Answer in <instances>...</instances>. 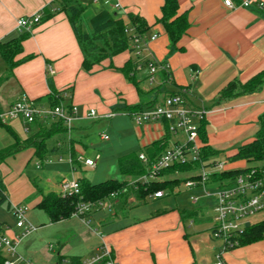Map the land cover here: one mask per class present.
Listing matches in <instances>:
<instances>
[{
	"label": "crops",
	"instance_id": "1",
	"mask_svg": "<svg viewBox=\"0 0 264 264\" xmlns=\"http://www.w3.org/2000/svg\"><path fill=\"white\" fill-rule=\"evenodd\" d=\"M164 1L99 0L94 3L82 0L86 5L84 21L102 10L118 13L126 20L129 13H134L141 15L150 26L145 37L157 35L155 40L147 42L141 57L166 62L169 68L160 69L153 84L148 80L146 68L138 70L137 80L147 92L141 95L122 71L127 62L136 59L133 52L124 51L106 58L91 70L83 68L82 50L58 0H0V43L25 33L17 26L19 18L42 13L41 23L28 32L22 51L15 57L16 66L9 69L0 51V107H9L22 95L50 105L48 96L56 91L61 104L77 105L82 115L66 133L53 136L49 139L52 143L47 141L50 151L44 159L46 163L52 162L51 154L64 149L70 151L72 162V155L77 157L76 143L85 136L88 123L105 119L111 122L118 116L132 118L128 114L130 109L143 107L148 101L161 102L166 95L176 93H183L191 106L211 111L205 133L208 145L219 151L220 156L228 159L241 145L255 139L260 116L264 113V85L231 100H221L219 95L230 81L246 82L264 70V6L258 5L264 0H249L248 7L234 9L227 8L223 0H178L179 14H187L190 26L172 52L167 32L158 21ZM242 1L235 0L237 4ZM116 3L120 8H115ZM49 66L54 69L53 74L49 73ZM91 109L100 116L117 114L111 118L90 119L86 115ZM54 121L57 120L40 121V124L50 126ZM8 126L0 129V137L5 132L12 135L13 131L26 138L37 129L36 125L28 127L23 121H13ZM135 126L140 149L170 133L165 122ZM182 139L181 135L170 133L169 143ZM35 156V149L30 147L0 163L8 197L6 209L0 203V222L10 237L21 232L15 225L12 205L24 203L23 200L35 192V184L22 174ZM59 159L63 160L61 154ZM41 161L38 167L44 166ZM79 162L81 167L84 162ZM11 164L17 169L11 179L18 176L14 185L21 187L16 192L10 188L7 178ZM36 187L38 194L31 196V201L28 199L27 218L37 229L19 245V252L35 264H61L62 259L70 260V264H81L83 259L99 253L104 245L111 249L119 264H207L219 258L226 264H264V240L223 249V242L212 236L213 216L205 215L207 209H212L211 201L200 189V203H192L188 208H146L150 200L168 195L149 196L141 201L134 193L117 194L105 200L110 206L94 210L84 218L69 216L53 222L37 204L49 192L60 193L59 185L51 184L45 189ZM180 188L179 193L192 192L183 186ZM262 220L264 213L256 217L257 222ZM73 260L78 262L73 263Z\"/></svg>",
	"mask_w": 264,
	"mask_h": 264
},
{
	"label": "built area",
	"instance_id": "2",
	"mask_svg": "<svg viewBox=\"0 0 264 264\" xmlns=\"http://www.w3.org/2000/svg\"><path fill=\"white\" fill-rule=\"evenodd\" d=\"M97 3L99 0H84ZM227 8L234 9L238 6L248 7L249 0H244L237 4L235 0H223ZM260 7L264 3L258 4ZM116 3L115 8H120ZM42 21V13L24 16L17 20V26L24 32H30ZM132 34L131 47L138 61V70L146 68L148 70V80L151 84L155 81V75L160 70L169 68L166 62H157L153 59L142 58V52L149 40L157 38L154 34L149 39L144 35L135 33L134 28L128 30ZM145 61H147L145 65ZM49 73L53 74L54 69L49 66ZM211 111L207 108L191 106L183 93L166 95L161 102L153 106L145 107L140 111L128 113L138 125H144L154 122H165L168 131L175 135H181L182 140L170 143L166 150L155 160L149 163L145 152L140 153V159L146 165V173L134 180V185H145L153 181H162L164 177L161 172L176 165L189 164L200 161V150L202 147L200 140V127L204 120H207ZM117 113H109L104 116L98 115L95 109H91L86 115L90 119L111 118ZM77 105H46L29 98L27 95L20 96L13 104L0 112V129L4 125H9L13 121H23L28 127L35 121L62 120L66 126L71 128L73 123L80 119ZM28 127L25 131H28ZM102 139L107 140V134L101 135ZM82 160V158H80ZM80 160V161H81ZM100 155L94 159H84V164L90 168H95ZM229 160H210L206 161L197 171L187 172V176L179 177L182 179L178 186L171 191L163 189L154 192L153 197L161 198L171 193H179L180 186L186 189H200L202 195L211 201V207L214 212L212 236L223 242V249H231L237 246V237L242 234L246 226L258 223L256 217L264 213V163L259 165L241 167L243 169L236 175H229L218 179H213L215 174L219 175L231 169L228 168ZM182 172H176V175ZM2 177L0 175V183ZM60 193L63 195H76L80 193V182L74 178L68 180L64 178L59 184ZM118 193H112L110 198H115ZM200 195L193 194L190 197L194 205L200 203ZM110 206L103 201L81 202L73 216L83 217L94 210ZM15 217V225L20 229V233L10 237L3 230L0 222V252L3 254V264H35L33 261L25 258L19 252L21 240L35 231L37 226L33 225L27 218L28 206L25 204H14L11 207ZM61 264H70V260L62 259ZM81 264H119L114 258L111 249L104 245L100 252L87 257L81 261ZM207 264H226L222 259Z\"/></svg>",
	"mask_w": 264,
	"mask_h": 264
},
{
	"label": "trees",
	"instance_id": "3",
	"mask_svg": "<svg viewBox=\"0 0 264 264\" xmlns=\"http://www.w3.org/2000/svg\"><path fill=\"white\" fill-rule=\"evenodd\" d=\"M62 10L66 11L76 38L79 42L83 53V68L91 70L95 65L101 63L109 57L121 54L124 51L133 52L131 47L132 34L128 32L129 27L134 28L135 33L144 35L150 26L148 22L139 14L129 13L127 20L118 13H112L108 10H102L94 14L88 21L83 20L86 5L82 0H58ZM162 16L158 21L164 26L168 39L170 51L176 50L178 43L186 34L190 23L186 13L179 14L178 0H165L162 5ZM28 35V32L21 34L16 39L7 43H0L1 54L5 57L9 69H12L18 63L15 57L23 49V41ZM145 65L147 61L144 62ZM138 61L131 59L123 67L122 71L129 81L136 85L141 95H146L140 83L137 80L136 73L138 71ZM264 85V70L246 82L238 79L232 80L220 92L221 100H231L260 89ZM144 97V96H143ZM51 106L61 104L59 94L54 91V94L48 96ZM155 102L148 101L143 107L142 105L132 108L129 111H140L145 107L153 106ZM4 108L0 107V112ZM260 128L256 133L253 141L241 145L237 151L228 156V160L247 161L253 163L252 165H259L264 163V113L260 116ZM207 120H204L200 127V140L202 147L200 150V161H195L189 164H176L161 172L164 177L162 181H153L145 185H134L128 177H139L146 173V165L140 159V153L145 152L149 163H153L170 145V133L165 138L147 145L144 149L131 152L121 156L118 160L119 169L124 176L123 180L108 179L103 182L93 183L87 177L77 178L80 182V193L76 195H63L57 192H49L43 196L37 206L43 209L50 217L51 221H58L60 219L73 216L77 206L81 202L87 201H103L110 198L112 193L122 194L127 196L134 193L141 201L152 195L154 192L169 189L173 190L175 186L182 181L179 177H169L176 172H194L197 171L206 161L215 160L220 152L208 145L207 136L205 133V125ZM31 125H36L35 132L28 135L26 138L20 137L15 132L13 135V143L0 149V163L4 162L8 157L15 155L19 151L33 147L35 155L44 160L49 153L48 140L56 134L66 133L68 126L62 120L54 121L50 126L40 124L37 120ZM4 125L3 128H8ZM79 158L72 155L73 169H77ZM250 165V166H252ZM243 169H231L222 174H215L213 179H218L226 176H233L241 172ZM8 200L5 193L3 182L0 183V203ZM240 245L249 244L259 240H264V220L255 224H249L245 230L237 237ZM238 244V245H239ZM4 257L0 252V264H3ZM78 260H73V263Z\"/></svg>",
	"mask_w": 264,
	"mask_h": 264
},
{
	"label": "rangeland",
	"instance_id": "4",
	"mask_svg": "<svg viewBox=\"0 0 264 264\" xmlns=\"http://www.w3.org/2000/svg\"><path fill=\"white\" fill-rule=\"evenodd\" d=\"M136 123L132 118L128 116H118L111 122L109 119L101 120V121H92L88 123V127L85 133V136L82 137L81 141L76 143V156L82 158V162L84 159L90 158L94 159L97 155H100L101 159L99 160L97 166L95 168H90L84 165V163L79 167L77 165V169H72V162L70 159V151L64 149L60 153L56 152L51 154L50 158L51 163H46L43 160L44 166L38 167L37 164L42 162L38 156H35L31 159L28 165L23 169V175L28 177L31 180V183L35 187V192L29 195L24 199V203L28 206V199L32 200L34 194H38V189L36 185L40 188H47L51 184L60 182L66 178L68 180H72L76 177H87L94 183L102 182L107 179H122L124 176L122 175L118 160L121 156L125 155L127 152L131 150L139 151L138 147V134ZM107 134L109 138L107 140L102 139L101 135ZM14 139L12 135L8 132L4 133V136L0 137V147H4L13 142ZM53 140H49V143H52ZM60 154L63 156V160H60ZM217 160L227 161V159L223 156H216ZM253 163H247V161H235L228 163L229 169H238L243 166H250ZM41 165V163H40ZM10 173L8 175V179L10 180V188L12 191L16 192L17 188L21 189V187L15 183L14 181L18 176H15L14 180L11 178L16 174V168L13 164L10 165ZM2 170L0 169V174ZM2 175V174H1ZM187 172H183L182 174L170 175L169 177H180L187 176ZM3 177V176H2ZM23 178V177H22ZM131 182L134 183L135 177H128ZM20 181V180H19ZM18 181V183H19ZM37 189V190H36ZM190 191H183L178 195H168L162 199H152L146 204V208H151L155 210L156 208H188L193 206L190 197L192 194L200 193L199 189H193ZM10 190L8 189V193ZM11 194V193H10ZM153 197V196H151ZM2 207L6 209L7 200L2 203ZM29 207V206H28ZM205 214V211H204ZM206 217L210 218L213 216V211L211 208L207 209Z\"/></svg>",
	"mask_w": 264,
	"mask_h": 264
}]
</instances>
